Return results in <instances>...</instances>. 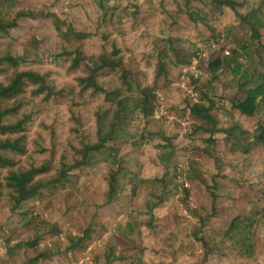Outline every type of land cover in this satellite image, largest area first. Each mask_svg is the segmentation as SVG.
<instances>
[{"label":"trees","instance_id":"16d2710c","mask_svg":"<svg viewBox=\"0 0 264 264\" xmlns=\"http://www.w3.org/2000/svg\"><path fill=\"white\" fill-rule=\"evenodd\" d=\"M262 118L264 0H0V264H264Z\"/></svg>","mask_w":264,"mask_h":264},{"label":"rangeland","instance_id":"374dc122","mask_svg":"<svg viewBox=\"0 0 264 264\" xmlns=\"http://www.w3.org/2000/svg\"><path fill=\"white\" fill-rule=\"evenodd\" d=\"M142 1V0H138ZM225 24L230 25L232 24L233 17L229 11L226 10L225 12ZM193 64V62H192ZM51 67V66H48ZM47 67H42L41 69H45ZM55 70V68H54ZM57 70V69H56ZM55 70V71H56ZM185 71V70H184ZM172 86H179L181 88L184 87V81L182 79V76L179 78L177 82L172 83ZM166 95L168 97H173L177 99L178 97L174 92L167 91ZM61 112V111H59ZM262 117V115H261ZM264 121V118H262ZM253 124V121L248 123V127ZM247 126V125H245ZM181 140L177 141L179 143ZM184 146V144L178 146L179 149H181ZM178 162L180 166L185 165V157L187 156L186 153L183 151V149L178 152ZM262 172V166H261V160L258 156L252 155L248 159V162H246L244 165H235V166H227L224 169V174L227 175L231 179L239 180V181H251L254 180L260 173ZM161 172L158 171L153 166H148L144 169H142V176L144 178L152 179L156 176H160ZM99 182H94V184H98ZM153 192V189L148 185L145 188V194L144 198H140L137 202V206L139 209L143 208V205L147 203H152L154 200H149L150 193ZM133 197H120L117 201L116 206H108L102 210V214L104 215V219L108 221V224L110 226H115L117 224L123 225L126 221V215L130 211L132 205H133ZM171 213H177L179 215H184V211L182 209L181 204L179 203V197L178 195L170 197L165 203H163L159 208H156L153 211V214L157 218H163L166 215H170ZM142 218V217H141ZM97 240H94L90 245L87 246L85 251L81 254V256L72 262H68V264H92L91 263V255H93L96 252V249L99 247V244L104 241V237L97 236ZM101 241V242H100ZM145 245H149V241L145 242Z\"/></svg>","mask_w":264,"mask_h":264}]
</instances>
